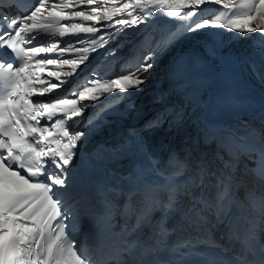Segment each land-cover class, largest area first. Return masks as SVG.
Here are the masks:
<instances>
[{
  "label": "bare ground",
  "instance_id": "obj_1",
  "mask_svg": "<svg viewBox=\"0 0 264 264\" xmlns=\"http://www.w3.org/2000/svg\"><path fill=\"white\" fill-rule=\"evenodd\" d=\"M78 1L81 2L78 3L77 6L82 7L83 11L87 12L89 15L93 14V12L90 11V7L88 6L89 3L96 2V4L102 6V8L109 7L113 13L119 11L113 10L114 4L120 3L122 1L123 3H129L128 0ZM208 8L201 9V13L204 14V16L201 18L207 17V19L204 21L200 29H197L199 26L192 27V29H190V32H188L186 36L180 35L178 40L170 42L171 53L174 55V57L181 56L182 58H184L195 44L205 45L210 38L219 33L226 34L233 43L237 44L240 47L250 45L252 41H254L259 35L264 33V0H213L211 1V6ZM211 10H213L212 13ZM234 17L237 18V21H235ZM110 19L113 21L111 27L109 28V33L112 36V40L117 39L115 34L118 36L122 34V37L124 39L132 37V33L128 30H124L120 25V18L113 17ZM231 21L232 23L235 22V25L237 27L236 31L239 35L234 34L233 29H226L225 27L220 26V24L222 23L227 24ZM105 22L101 21L99 22V25L108 27ZM159 60H161V58H158L157 64H159ZM161 63L163 64V62ZM155 65V62L152 63V66ZM150 81L151 80L149 78L146 80L147 83H149ZM155 85L156 84L154 83L152 86H150V91L146 90L148 89L147 84L141 85L142 90L137 94V98L135 101L136 109L140 112L137 116H133L130 119V121L126 124L128 127L131 126L132 122L141 120L148 113L147 106H150V103L157 96V92H152V89L155 87ZM160 90L164 91V89L162 88V84ZM147 94L150 95V99L143 98L147 97ZM205 94L206 91H199L197 93L199 97L204 96ZM142 104L144 105L143 107H141ZM160 106L161 105H159L158 108ZM82 254L85 255V253Z\"/></svg>",
  "mask_w": 264,
  "mask_h": 264
},
{
  "label": "rangeland",
  "instance_id": "obj_2",
  "mask_svg": "<svg viewBox=\"0 0 264 264\" xmlns=\"http://www.w3.org/2000/svg\"><path fill=\"white\" fill-rule=\"evenodd\" d=\"M234 19H235V17H234ZM230 21V20H229ZM246 27V26H245ZM247 28V27H246ZM249 29V28H248ZM160 54H163V55H165V52L164 51H161V53ZM162 62H163V60H162ZM174 92H176V91H173V89L172 90H170L169 91V95L171 94L173 97H175L176 95H175V93ZM178 101L181 103V104H186V103H184V101L182 100V99H178ZM163 106V105H162Z\"/></svg>",
  "mask_w": 264,
  "mask_h": 264
}]
</instances>
